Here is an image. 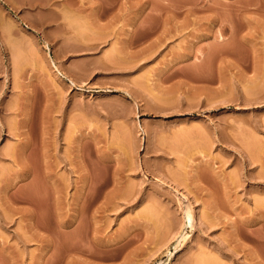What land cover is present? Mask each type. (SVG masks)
<instances>
[{
    "label": "rangeland",
    "instance_id": "obj_1",
    "mask_svg": "<svg viewBox=\"0 0 264 264\" xmlns=\"http://www.w3.org/2000/svg\"><path fill=\"white\" fill-rule=\"evenodd\" d=\"M0 264H264V0H0Z\"/></svg>",
    "mask_w": 264,
    "mask_h": 264
},
{
    "label": "bare ground",
    "instance_id": "obj_2",
    "mask_svg": "<svg viewBox=\"0 0 264 264\" xmlns=\"http://www.w3.org/2000/svg\"><path fill=\"white\" fill-rule=\"evenodd\" d=\"M53 66H54V68H56L55 67V65L53 64ZM66 81L68 82V84L69 85H71V86H75L76 84L74 83V80H72L71 78H67L66 79ZM188 205V204H187ZM186 205V206H187ZM189 206V205H188ZM190 209V208H189ZM183 213H185L184 214V222H183V226L184 227H186V226H188V227H192V215H191V212L187 209L186 211H184ZM183 227V228H184ZM181 237H178V238H181L182 240L183 239H185V235L184 234H182V235H180ZM178 240V239H177ZM181 243H180V240L178 241V244L174 247V248H176L177 246H179ZM175 245V244H174Z\"/></svg>",
    "mask_w": 264,
    "mask_h": 264
}]
</instances>
